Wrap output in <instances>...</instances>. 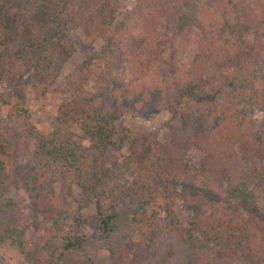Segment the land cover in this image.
<instances>
[{"label":"trees","instance_id":"16d2710c","mask_svg":"<svg viewBox=\"0 0 264 264\" xmlns=\"http://www.w3.org/2000/svg\"><path fill=\"white\" fill-rule=\"evenodd\" d=\"M119 9V0H0V84L13 85L22 67L43 99L75 52L72 32L106 43L80 65L49 133L18 103L4 115L0 93V264H74L86 227L102 232L113 264H264L255 201L264 192V0H141L137 16L122 18ZM92 76L97 95L87 92ZM162 112L171 116L164 142L123 121ZM7 160L28 161L29 197L54 224L20 220ZM59 163L60 195L49 188ZM75 185L85 193L77 209ZM156 195L163 214L151 211ZM88 204L95 213H84Z\"/></svg>","mask_w":264,"mask_h":264},{"label":"rangeland","instance_id":"374dc122","mask_svg":"<svg viewBox=\"0 0 264 264\" xmlns=\"http://www.w3.org/2000/svg\"><path fill=\"white\" fill-rule=\"evenodd\" d=\"M141 6V0H119V14L122 18L127 13H132L134 16L139 14V9ZM71 43L75 48V52L72 57L66 62L63 71L58 78L55 85L51 88L49 93L43 99H37L35 94V89L32 85L27 84L23 75L28 76L27 70L20 67V73L17 79H14L13 85H9L7 82L0 84V93L4 100L2 104L3 114L6 115L11 107L18 103L26 107L32 115V120L38 126V128L44 132L49 133L56 129L59 124L57 121V112L59 106L71 99V89L70 85L79 80L82 73L79 69L80 65L89 60L91 61L93 57L102 53L106 48V43L103 40H95L89 36L84 30L79 29L71 34ZM22 70V71H21ZM19 71V70H18ZM17 71L12 72V75ZM13 77V76H11ZM99 79L95 76L90 78L87 86V92L90 95H97ZM170 115L167 112L162 113H149L141 117H132L130 114H126L123 117V121L132 125L136 130L142 133H155L157 138L161 141H165L169 129L168 121L170 120ZM262 117L261 114L256 115V121ZM77 133H80L77 128H75ZM128 151L125 150V152ZM127 153V152H126ZM8 163V174L9 181L6 187V193L8 196L15 199L18 204L17 215L24 224L39 222L42 226H50L54 224V221H46L41 215L38 214L35 207L32 204V200L29 197L28 189L26 185V177L29 172L28 161L20 162L14 165L11 160H7ZM65 167L62 163H59L58 169L53 175L52 182L49 184V188L52 192L56 194L64 193L65 189L63 186ZM191 184V183H190ZM181 183L180 191L183 189H191L192 196L194 194L204 195L208 199L217 198L216 193L204 191V187L200 184L193 185L190 187ZM165 185H163L164 187ZM194 187V189H192ZM74 197H69V203L74 208L77 209L78 202H80L85 193L84 190L78 185L74 186ZM255 192V191H254ZM255 201L264 210V192L256 191ZM183 200L179 198L176 202V212L180 217L182 223L186 222V210L184 208ZM165 201L160 195H156L153 204L151 205V211L162 213L164 211ZM244 206V205H243ZM245 207V206H244ZM253 211V207H251ZM242 210V209H241ZM256 211V210H254ZM253 211V212H254ZM84 213L92 214L95 213L94 205L88 204L87 209ZM88 236L87 243L85 244L82 251L76 254L74 258V264H80L81 256L90 257L95 262L100 264H113L115 261L114 255L111 253L109 244L103 240L102 232L93 227H86L82 230ZM141 241L142 239L138 236L132 238V241ZM144 253V251H143ZM52 251L42 252L40 254L41 259L49 258Z\"/></svg>","mask_w":264,"mask_h":264}]
</instances>
